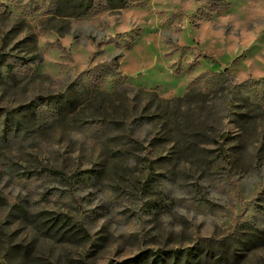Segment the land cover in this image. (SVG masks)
<instances>
[{
	"label": "rangeland",
	"instance_id": "obj_1",
	"mask_svg": "<svg viewBox=\"0 0 264 264\" xmlns=\"http://www.w3.org/2000/svg\"><path fill=\"white\" fill-rule=\"evenodd\" d=\"M131 1L0 0V264H264V0Z\"/></svg>",
	"mask_w": 264,
	"mask_h": 264
},
{
	"label": "trees",
	"instance_id": "obj_2",
	"mask_svg": "<svg viewBox=\"0 0 264 264\" xmlns=\"http://www.w3.org/2000/svg\"><path fill=\"white\" fill-rule=\"evenodd\" d=\"M62 1V5L65 6L68 0H60ZM132 2L131 0H82L80 7H84L82 3H87L86 7L92 8L97 6L100 7V10H107V9H120L125 7L128 3ZM118 57L114 56L116 60ZM59 106H64L67 98L61 96L58 100ZM171 252V251H170ZM171 253L178 254V250H174Z\"/></svg>",
	"mask_w": 264,
	"mask_h": 264
}]
</instances>
